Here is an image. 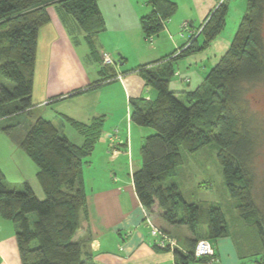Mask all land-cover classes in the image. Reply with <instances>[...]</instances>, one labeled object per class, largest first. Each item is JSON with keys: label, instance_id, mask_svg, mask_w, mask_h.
<instances>
[{"label": "trees", "instance_id": "trees-1", "mask_svg": "<svg viewBox=\"0 0 264 264\" xmlns=\"http://www.w3.org/2000/svg\"><path fill=\"white\" fill-rule=\"evenodd\" d=\"M99 1L0 0L1 125L3 121L30 115L39 33L51 20L48 8L57 6L63 16L73 19L95 55V40L106 29ZM149 3L152 12L141 18L140 25L148 38H154L176 14L178 5L169 0ZM227 12L226 2H222L206 19L201 32L199 29V36L177 55L175 52L135 70L158 97L153 101L130 100L132 122L156 131L141 148L142 167L133 175L134 187L148 214L157 206L169 227L189 230L191 236L184 238L183 249L177 246L173 251L175 264H219L214 244L229 236L222 209L188 202L172 180L184 165L186 155L213 144L218 148V163L230 197L247 208L241 205L240 213L245 217L250 213L258 216V222L248 226L264 242L263 216L252 198L255 183L248 170L255 156V139L242 108L244 85L264 81V0H249L247 14L230 47L196 90L181 92L184 100L170 90L177 63L210 47L226 25ZM101 82L91 87H98ZM69 122L83 136V145L71 143L43 118L29 126L20 143L39 170L43 200L29 183L24 184L22 191L5 187V176L0 171V217L16 225L22 264H92V257L74 237L88 216L83 170L101 137L103 123ZM19 125L2 129L9 134ZM32 215L37 216L34 222ZM159 229L173 238L168 230ZM202 240L212 243L213 258H196V247Z\"/></svg>", "mask_w": 264, "mask_h": 264}, {"label": "crops", "instance_id": "crops-1", "mask_svg": "<svg viewBox=\"0 0 264 264\" xmlns=\"http://www.w3.org/2000/svg\"><path fill=\"white\" fill-rule=\"evenodd\" d=\"M145 1H99L106 29L95 40V55L74 20L63 16L57 6H50V23L39 33L33 106L30 115L22 116L27 118L13 123V126L21 123L20 128H29L38 118H43L51 121L71 143L81 146L84 138L69 120L83 124L102 120L101 137L83 170L88 216L82 220L74 237L90 254L92 264H175L174 252L159 248L156 239L151 236L148 212L138 199L134 187L133 175L142 167V156H139L141 148L153 132L132 122L130 100L144 98L153 101L158 97V93L147 86L142 74L135 70L182 51L188 40L181 32L188 30L190 23V27H193L186 31L189 32L187 37H191L190 40L197 38L199 29L222 0H169L178 5L177 12L182 9L186 16L175 20L174 15L166 22L161 34L153 39L144 34L140 25L141 18L152 11L151 5H144ZM187 20L191 21L187 29L182 30L185 27L181 23ZM196 21H200L197 28L194 25ZM69 23L75 27L82 41L76 40ZM84 42L88 51L83 48L79 50ZM113 54L120 59H114L116 65L113 68H104L103 56L113 57ZM200 55L198 57H202ZM201 64L206 62L201 61ZM176 67L174 78L177 82L174 88L187 84L186 79L191 84L193 79L188 77L190 68L193 71L191 63L178 62ZM112 75L115 77L111 78ZM100 81V86L91 87ZM171 91L179 93V99H185V95L180 94L185 89ZM35 112V120L28 118ZM2 126L0 124V150L4 155L13 154L17 168L21 171L20 163L16 160V155L19 156L26 170L31 173L30 176L24 173L23 184L29 183L40 196L41 190L35 182L38 181L39 170L33 166L35 164L30 158L27 160L28 156L20 148L26 132L16 141L12 136L19 127L6 134ZM7 167L12 171L10 165ZM0 168L4 169L2 166ZM176 183L181 190L180 184ZM192 186L199 188L200 185L195 182ZM190 190L189 187L181 190L186 200V192ZM188 202L199 204L194 199ZM148 215L156 227L168 230L183 249L184 238L191 236L186 227H169L161 219L157 206ZM176 231L179 233L175 235ZM16 232L13 222L0 217V264H22ZM235 251L229 245V252L234 258ZM218 255L219 264L239 262L238 257L229 261L220 252Z\"/></svg>", "mask_w": 264, "mask_h": 264}, {"label": "rangeland", "instance_id": "rangeland-1", "mask_svg": "<svg viewBox=\"0 0 264 264\" xmlns=\"http://www.w3.org/2000/svg\"><path fill=\"white\" fill-rule=\"evenodd\" d=\"M222 2H226V5L228 7L226 25L223 31L215 39V41H213V43L210 45L208 49H206L202 53L193 55L197 57L194 58L193 56H190L188 58L179 61L182 63L183 62L191 63L193 67V71L190 68V72H189L190 76L188 77L193 79V82L190 84L191 81L189 79H186L185 82L187 84H185L184 86L181 85L178 88H174V84H176L177 81H175L176 78H173L170 85V90L172 89H176L177 91L183 89H185L186 91L196 90L199 87V85L203 83L209 71L213 68V66L219 61V59L226 53V51L230 47L242 19L247 14L249 8V0H226V1L222 0ZM147 4L150 6L149 0L144 2L145 6H147ZM150 11H151V7H150ZM214 11L216 10H213L212 13ZM182 16L184 17L186 16V14L185 11L181 9L175 14L173 18H176L175 20L177 19L180 20ZM187 21L188 22L184 21L181 24L185 25L186 23H189V21L191 20H187ZM69 24H70L69 28L73 29L72 31L71 30L70 31L73 32V35L76 37V40L82 41L80 34L77 32V30L75 31V27L71 23ZM194 25L196 28L199 27L200 21L194 22ZM192 27H193L192 25L190 27V23H189V29L186 30L187 28L183 27L184 29L182 30L189 31L190 29H192ZM186 31H182L181 33L182 34L184 33V36H186V40H188L189 42L191 37L190 38L187 37L189 32ZM263 34H264V25H263ZM82 48L83 50L88 51V47L85 42L82 43V47H79V50H82ZM199 55L202 57H198ZM113 57L117 61L120 59V57L117 56L116 54H113ZM201 58H203V60ZM201 61H205L206 64H201ZM260 83L258 82V83L244 85L246 91L243 96L244 101L242 103V108H243L244 116L247 118L246 122L248 121L251 127H254L256 132L261 133L262 137L260 139V142L262 143L263 141L264 144V117L260 116L258 113H255L254 111L259 107L258 105H256L255 100L264 98V95L261 93L263 92L262 85H264L263 84L264 81ZM36 115L37 112H35L34 115L28 118L35 120ZM19 118L10 121H3L2 125L4 127L13 125V123L16 122L15 120H22L23 118H27V117H19ZM249 118L251 119V123L248 120ZM17 129L18 130L12 136L14 137V140L17 139L16 141H18L20 135L22 137L25 134L28 128L27 126L25 127L22 126V128H20L19 126V128ZM149 130L150 133L153 132V134L151 135H154L156 133L154 129L149 128ZM12 155H4L3 152L0 150V166L4 167V169L0 168V171L5 176L4 179L5 187L9 189H16L18 191L19 190L22 191L24 189V184H23L24 182L22 179L23 175L25 173L30 176L31 173L29 170H26L24 166L25 164L23 163L24 164L23 165L19 156L16 155V160L20 163L21 166L20 167L21 171H20L17 168V165L14 161V156L12 157ZM28 158L29 157H27V160H29ZM254 160L255 157L253 161ZM261 162L262 160H258V163L261 164ZM9 165L11 166L12 171H10L9 167H7ZM33 166L36 167V165ZM256 173L258 178L256 181V189L254 192L255 194L254 204L256 210H259L264 216V202H263L264 198L262 197L264 195V188H263L264 183L261 181L262 177L258 175L259 173L258 169L256 170ZM127 176L129 177V172H127ZM172 180L180 184L181 190H183L185 187H189V190L192 189L186 192V198L188 201H190V199H194L203 207L215 206L222 209V211L224 212L227 221L229 236L218 239V241H216L214 244V247L217 248V251L224 255V259H229L230 261L232 260V258H234L233 255L229 252V245H231L233 248H235L236 250L235 252L237 254L236 256V254L234 253L235 256L234 259H236V257H238L239 259V262H237V264H258L257 262L264 261L263 260L264 242L257 234L258 232L253 228H251L250 226H248L249 223L250 224L252 222L254 223V221L258 222V216L250 213L247 214L245 217L242 213H240V209H242L241 207L243 205L240 204V201H238L237 199L235 200L230 197L229 192L225 186L222 168L218 163V148L216 145L213 144L211 146L206 147L205 149H202L201 151L195 154L186 155L184 165L179 169L178 173L172 177ZM35 182L38 188H40L41 190L40 196H38V194L37 196L43 200L45 198L43 190L40 187L39 182L37 180ZM195 182H197L200 185L199 188L197 186L195 188L194 186H192ZM243 209H247V208L243 206ZM36 219H37L36 215L31 216L32 222H34ZM262 222L264 224V217L262 218ZM178 233L179 231H176L175 235ZM173 239L176 241L175 238ZM228 254L229 256H227Z\"/></svg>", "mask_w": 264, "mask_h": 264}, {"label": "built area", "instance_id": "built-area-1", "mask_svg": "<svg viewBox=\"0 0 264 264\" xmlns=\"http://www.w3.org/2000/svg\"><path fill=\"white\" fill-rule=\"evenodd\" d=\"M184 27L187 28L188 23L185 24ZM200 32H201V29H200ZM102 64H103V66H106V67H113L116 65V62H115L114 58L111 57L110 55H105L102 58ZM119 78H121V77H119ZM147 218H148V223H149L150 228H151V236L154 239H156L159 248H161L163 250H166L169 248L170 251L173 252L175 250V248L177 247L176 241L172 237H170L167 234H165L164 232H162L158 227H156L152 223L148 214H147ZM195 256H196V258H203V257L213 258L214 257V249H213L212 243L210 241H207V240L200 241L196 247ZM216 261H218V260H216Z\"/></svg>", "mask_w": 264, "mask_h": 264}, {"label": "flooded vegetation", "instance_id": "flooded-vegetation-1", "mask_svg": "<svg viewBox=\"0 0 264 264\" xmlns=\"http://www.w3.org/2000/svg\"><path fill=\"white\" fill-rule=\"evenodd\" d=\"M260 83V82H259ZM261 84V83H260ZM264 84V83H263ZM262 90H263V92H261L263 95H264V85H262ZM255 103H256V105H258L259 107H258V109H256V110H254L255 111V113H258L260 116H263L264 117V98L262 99H256L255 100ZM246 120H247V118H246ZM249 121H250V123H251V119L249 118L248 119ZM248 122V121H247ZM251 131H250V133H252V135H253V137H254V142H255V160L253 161V159L250 161V164H249V177H250V179H251V177L254 179V183H255V185H254V191H253V193H252V198H253V200L255 201V194H254V192H255V189H256V181H257V178H258V176H257V173H256V170L258 169L259 170V173H258V175L260 176V177H262L261 178V181L264 183V144H263V141H262V143L260 142V139H261V133H258V132H256L255 131V129H254V127H251V125L249 124V122H248V126H247ZM247 128V129H248ZM258 146H259V149H258ZM261 146H262V148H261ZM258 152H257V151ZM257 153V154H256ZM258 160H262V162H261V164L260 163H258ZM259 166H260V168H259ZM254 168V169H253ZM257 168V169H256ZM263 188H264V186H263ZM263 198H264V195L262 196ZM264 200V199H263ZM264 202V201H263ZM260 212V211H259ZM260 214H262L261 212H260ZM262 216H263V214H262ZM264 217V216H263ZM264 260V259H263Z\"/></svg>", "mask_w": 264, "mask_h": 264}]
</instances>
